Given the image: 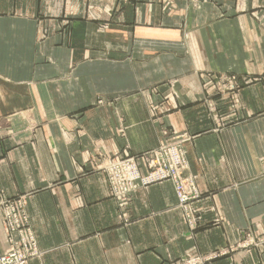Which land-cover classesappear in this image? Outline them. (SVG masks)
Listing matches in <instances>:
<instances>
[{
    "label": "crops",
    "instance_id": "0c3cea01",
    "mask_svg": "<svg viewBox=\"0 0 264 264\" xmlns=\"http://www.w3.org/2000/svg\"><path fill=\"white\" fill-rule=\"evenodd\" d=\"M201 72L257 80L240 94L251 118L210 132ZM171 91L183 108L157 119L151 106L173 107ZM121 117L132 155L157 149L163 127L196 136L203 227H188L167 181L139 192L128 214L111 198L91 156L123 151ZM263 157L264 0H0V186L29 196L44 252L30 264H174L250 226L262 233ZM237 262L211 264H264Z\"/></svg>",
    "mask_w": 264,
    "mask_h": 264
},
{
    "label": "rangeland",
    "instance_id": "374dc122",
    "mask_svg": "<svg viewBox=\"0 0 264 264\" xmlns=\"http://www.w3.org/2000/svg\"><path fill=\"white\" fill-rule=\"evenodd\" d=\"M104 27L108 29V26L105 25ZM195 75L197 78H195V80L201 83L205 90V93L207 95L210 94L204 100L205 112L208 118H211L210 121L212 124V128L209 130L210 132L217 134L219 133V131H222L225 127L231 124L233 126L228 130H232L235 125L244 124L251 118L250 112L247 111V109L243 107L241 103L240 94L243 91L244 87L253 84L257 80H254L251 77H240L236 74L201 72ZM180 80H182V78H180ZM189 80L190 79L186 81L189 82ZM175 82L181 81L175 80ZM170 83H174V81ZM159 92L160 91L158 89H154L153 91H151V93L156 95H158ZM170 96H172V98L173 96L176 97L175 92L171 91ZM102 100L104 101V99L98 100V106L103 104ZM171 102L174 105L175 99H171ZM151 107V111L154 113V116L156 118H161V113H170L172 109L178 110L183 108L182 106H177L176 103L173 107H171L162 102L154 103ZM122 120L123 118L121 117L118 133L119 138L122 141L121 143L123 144V151L117 156H109L105 153L99 152L91 156V171L98 172L104 177L108 185L111 198L119 204L124 214H128L127 208L139 192L146 190L153 184L167 181L172 183L174 186L177 196L176 209H178L183 214L188 227L191 230L197 229L198 227H203L204 225H201L203 214H205V212L210 209L211 206H209L210 204L204 202L205 197L203 196L197 185L198 177L192 173L191 169L189 152L191 143H193V141L196 139V136L190 135L188 133L183 134L175 132V130H173L171 127L169 128L168 126L163 127L161 129L163 140L161 141V144L157 149L139 155H132L125 140L126 128L123 126ZM31 129L33 130L34 127H32ZM162 147H166L167 150L165 154V163H168L169 160L170 163H173L175 161V156H181L180 173L182 178H180V183L186 187V194L188 198H195V200L187 203L185 207H180V201L178 199V195L174 185L175 179H173L172 177H169V179L160 182L148 184L146 183L147 180L153 174H155V172L158 171V162L159 159L162 158L161 153H158V151ZM132 160L137 162L136 165L139 167L137 174H141L142 177H140L139 180L138 177H136V182H138L134 185V187L136 188L131 193V196H129L128 199L124 201L118 198V194L114 188L113 182H117V184L120 186L133 185L134 182H132L133 178L131 176L132 169H128L127 166H121L123 163ZM260 162H262L261 165L264 166V157L262 158V160H260ZM112 166L121 167L114 168ZM28 199V195H19L15 197L7 196L3 188L0 186L1 223L3 227V233L7 242V249L2 254H0V258L8 254V252L10 251L9 248H11L12 244L16 243L21 247V249L14 248L15 252H17L18 250H23L26 247L25 245H27L29 242L24 237V234H20V231L25 230V228H28L32 231V233L36 237L38 244L37 234L32 226L28 211ZM217 211L219 213V210ZM190 218H192V221H190ZM191 222L194 225L193 227L191 226ZM219 222H221L220 219L216 220L215 223L218 224ZM129 223L130 220H124L125 225ZM39 250L41 256L37 259H41L44 256V252L40 248ZM254 254H258L261 261L264 263V232L257 233L256 230L253 229V226H250L242 231L241 238L236 240L235 242H231L230 244H227V246L217 248L207 254H198L196 256L182 258L174 262V264H211L225 257L230 258L234 263H238L237 260H239V258H242V260H244L245 258Z\"/></svg>",
    "mask_w": 264,
    "mask_h": 264
},
{
    "label": "built area",
    "instance_id": "2783aa9c",
    "mask_svg": "<svg viewBox=\"0 0 264 264\" xmlns=\"http://www.w3.org/2000/svg\"><path fill=\"white\" fill-rule=\"evenodd\" d=\"M166 147H162L158 153H161L162 158L159 159V168L158 171L155 172L148 180V183H154V182H160L163 180L169 179V177H172L175 179L174 185L176 188V192L178 195V199L180 201V207H185L187 203H189L192 200H195V198H188L186 194V187L183 186L180 182L181 177V156H175V161L173 163H170V160L168 163H165L166 158ZM142 162V161H141ZM137 162L135 161H128L126 163H123L121 166H127L128 169H132V178H133V185H118L117 182L114 183V188L118 194V198L126 201L129 196H131V193L135 190L136 187L134 185L138 182H136V177H138V180L140 179L141 174H137V171L139 167L136 165ZM145 164V162H144ZM119 166V167H121ZM114 168H119L112 166ZM183 167V166H182ZM113 168V169H114ZM179 179V182H178ZM128 220V219H126ZM190 221H192V218H190ZM191 226L193 227V223L191 222ZM30 232V233H29ZM24 234V237L29 242L26 247L23 250H18L15 252L14 248L21 249V247L18 244H12L11 248H9V252L7 255L0 258V264H30L33 260L37 259L41 256L40 250L37 244V240L35 235L32 233V231L28 228H25V230L20 231V234ZM12 249V250H11Z\"/></svg>",
    "mask_w": 264,
    "mask_h": 264
}]
</instances>
